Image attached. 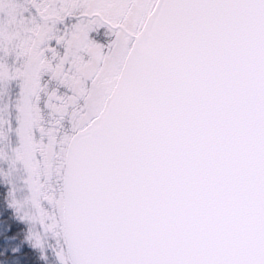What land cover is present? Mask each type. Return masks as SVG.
<instances>
[{"label": "snow or ice", "instance_id": "1", "mask_svg": "<svg viewBox=\"0 0 264 264\" xmlns=\"http://www.w3.org/2000/svg\"><path fill=\"white\" fill-rule=\"evenodd\" d=\"M0 264H264V0H0Z\"/></svg>", "mask_w": 264, "mask_h": 264}]
</instances>
